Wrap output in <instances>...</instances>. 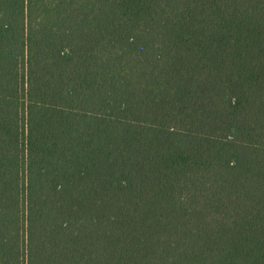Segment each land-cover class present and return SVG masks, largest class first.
Masks as SVG:
<instances>
[{
  "label": "trees",
  "instance_id": "1",
  "mask_svg": "<svg viewBox=\"0 0 264 264\" xmlns=\"http://www.w3.org/2000/svg\"><path fill=\"white\" fill-rule=\"evenodd\" d=\"M0 264H264V0H0Z\"/></svg>",
  "mask_w": 264,
  "mask_h": 264
}]
</instances>
